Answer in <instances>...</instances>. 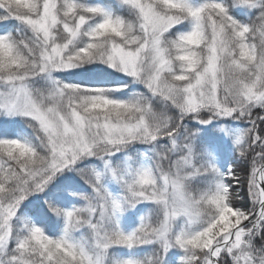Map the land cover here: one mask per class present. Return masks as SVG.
Masks as SVG:
<instances>
[{
	"label": "snow or ice",
	"instance_id": "snow-or-ice-1",
	"mask_svg": "<svg viewBox=\"0 0 264 264\" xmlns=\"http://www.w3.org/2000/svg\"><path fill=\"white\" fill-rule=\"evenodd\" d=\"M0 264H264V0H0Z\"/></svg>",
	"mask_w": 264,
	"mask_h": 264
}]
</instances>
